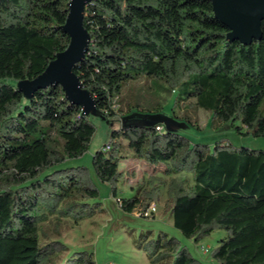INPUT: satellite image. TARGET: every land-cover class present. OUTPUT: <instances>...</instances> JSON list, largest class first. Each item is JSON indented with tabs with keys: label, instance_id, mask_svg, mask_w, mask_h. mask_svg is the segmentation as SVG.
I'll return each mask as SVG.
<instances>
[{
	"label": "trees",
	"instance_id": "16d2710c",
	"mask_svg": "<svg viewBox=\"0 0 264 264\" xmlns=\"http://www.w3.org/2000/svg\"><path fill=\"white\" fill-rule=\"evenodd\" d=\"M69 4L0 0V264H60L67 247L44 241L43 224L51 217L94 216L90 201L101 198L88 167L59 168L89 150L95 124L61 85L38 90L31 99L18 88L69 46L63 31ZM84 27L90 45L74 72L98 110L118 114L122 88L145 78L158 91L175 94V103L195 101L213 123L229 122L239 134L264 137V21L262 39L245 45L228 39L230 29L216 18L213 0H93ZM158 125L114 131L110 149L92 158L95 177L117 196L124 146L150 166L164 165L165 173L189 172V190L175 179L170 188L174 227L196 243L215 228L227 234L206 263L161 232L145 246L154 250L153 264H264V150L222 142L211 149L177 132L158 131ZM119 199L127 212L142 202L136 196ZM62 264L96 260L93 252L74 250Z\"/></svg>",
	"mask_w": 264,
	"mask_h": 264
},
{
	"label": "rangeland",
	"instance_id": "374dc122",
	"mask_svg": "<svg viewBox=\"0 0 264 264\" xmlns=\"http://www.w3.org/2000/svg\"><path fill=\"white\" fill-rule=\"evenodd\" d=\"M121 96L118 114L109 115L101 110L96 113L88 112V118L96 126L89 150L81 157L66 160L59 167H88L101 192L100 199L90 201L96 204V214L80 221L71 217H51L43 224L44 233L41 238L44 241L61 242L67 247L60 254V264L74 250L93 252L96 264H153L154 250L145 246L150 239L163 232L169 237L179 239L194 257L212 263L211 251L227 231L215 228L211 234L196 243L174 227L170 214L173 201L170 188L173 179L183 181L189 190L194 183L191 173H165L164 165L150 166L135 158L133 151L124 146L122 154L127 156L120 166L123 175L117 183L118 194L114 196L111 185L95 177L92 158L97 151L103 150L111 142L114 131H121L129 125L151 126L159 123L163 132H177L192 142L207 144L211 149L217 142H222L236 147L247 146L264 150V137L239 134L229 122L213 123L211 113L199 107L195 101L182 100L175 103V94L158 91L155 82L145 78L130 81L122 88ZM158 104L164 105L159 111L147 110ZM116 141L126 144L123 138ZM153 190L157 192L156 199L148 200ZM135 196L142 202L132 212L124 211L118 199L128 202ZM152 203L157 206L156 212L152 216L144 217L141 212L145 204L149 206Z\"/></svg>",
	"mask_w": 264,
	"mask_h": 264
},
{
	"label": "water",
	"instance_id": "95a60500",
	"mask_svg": "<svg viewBox=\"0 0 264 264\" xmlns=\"http://www.w3.org/2000/svg\"><path fill=\"white\" fill-rule=\"evenodd\" d=\"M93 0H70L69 13L63 31L70 36V44L50 62L46 70L32 80L21 81L18 88L31 99L41 89L61 85L70 103L83 109V113L98 112L95 98L84 89L75 65L88 52L90 35L84 27L85 8ZM215 16L230 32V41L238 40L245 45L262 39L261 25L264 21V0H213Z\"/></svg>",
	"mask_w": 264,
	"mask_h": 264
},
{
	"label": "built area",
	"instance_id": "2783aa9c",
	"mask_svg": "<svg viewBox=\"0 0 264 264\" xmlns=\"http://www.w3.org/2000/svg\"><path fill=\"white\" fill-rule=\"evenodd\" d=\"M157 130H158V131H162V130H163V127H162L161 125H158V126H157ZM107 149H110V146H109V145L106 147V150H107ZM118 202H119L120 205H121V201H120V199H118ZM156 210H157V206H156V204H155V203H152V204H150L146 209H144V210L141 212V214H142L144 217H149V216H152V214H154V212H156Z\"/></svg>",
	"mask_w": 264,
	"mask_h": 264
}]
</instances>
